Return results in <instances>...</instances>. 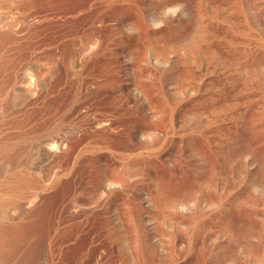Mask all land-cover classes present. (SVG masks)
Wrapping results in <instances>:
<instances>
[{"label":"rangeland","instance_id":"rangeland-1","mask_svg":"<svg viewBox=\"0 0 264 264\" xmlns=\"http://www.w3.org/2000/svg\"><path fill=\"white\" fill-rule=\"evenodd\" d=\"M239 263L264 0H0V264Z\"/></svg>","mask_w":264,"mask_h":264},{"label":"bare ground","instance_id":"bare-ground-1","mask_svg":"<svg viewBox=\"0 0 264 264\" xmlns=\"http://www.w3.org/2000/svg\"><path fill=\"white\" fill-rule=\"evenodd\" d=\"M124 138H125V137H124ZM126 138H127V137H126ZM128 138H129V137H128ZM128 138H127V139H128ZM127 139H125V140H127ZM131 139H133V138H131ZM128 140H130V138H129ZM126 142H127V141H126ZM130 142H131V140H130ZM124 144H126L125 141H124ZM127 144H130V143L127 142ZM133 144H134V143H133V141H132V145H133ZM132 145H131V146H132ZM128 146H129V145H128ZM129 148H130V147H129ZM130 149H131V148H130ZM239 264H241V263H239ZM242 264H243V263H242Z\"/></svg>","mask_w":264,"mask_h":264}]
</instances>
